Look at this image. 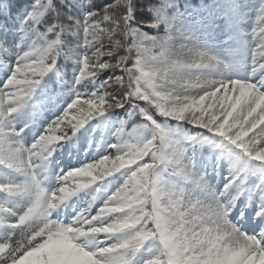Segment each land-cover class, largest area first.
I'll return each instance as SVG.
<instances>
[{"label":"snow or ice","instance_id":"6c2138e0","mask_svg":"<svg viewBox=\"0 0 264 264\" xmlns=\"http://www.w3.org/2000/svg\"><path fill=\"white\" fill-rule=\"evenodd\" d=\"M0 264H264V0H0Z\"/></svg>","mask_w":264,"mask_h":264},{"label":"rangeland","instance_id":"374dc122","mask_svg":"<svg viewBox=\"0 0 264 264\" xmlns=\"http://www.w3.org/2000/svg\"><path fill=\"white\" fill-rule=\"evenodd\" d=\"M181 5L185 3V0H183V2L178 1ZM214 2V0H197L196 1V5H200V4H212ZM255 0H249V3H254ZM191 3L193 4V2L191 1Z\"/></svg>","mask_w":264,"mask_h":264},{"label":"trees","instance_id":"16d2710c","mask_svg":"<svg viewBox=\"0 0 264 264\" xmlns=\"http://www.w3.org/2000/svg\"><path fill=\"white\" fill-rule=\"evenodd\" d=\"M192 1L194 4L196 3V0H192ZM24 2H25V0H17L18 6H21ZM200 151L201 150H199V149L197 150L198 155H199ZM204 153L206 154V150H204Z\"/></svg>","mask_w":264,"mask_h":264}]
</instances>
